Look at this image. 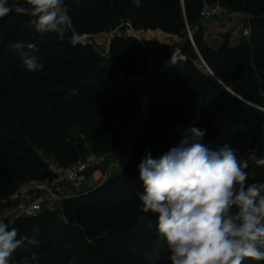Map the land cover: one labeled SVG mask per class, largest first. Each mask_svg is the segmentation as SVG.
<instances>
[{
    "label": "trees",
    "instance_id": "1",
    "mask_svg": "<svg viewBox=\"0 0 264 264\" xmlns=\"http://www.w3.org/2000/svg\"><path fill=\"white\" fill-rule=\"evenodd\" d=\"M203 1L210 4L219 1L230 10L244 3V0H140L139 7L135 0L65 3L70 5L69 16L77 14L71 20L80 34L92 35L129 22L137 31L161 30L178 36L189 49L184 50L181 44L171 46L116 37L110 47L111 56L128 74L143 73L149 63L160 67L181 48L187 60L174 75L150 72L149 80L154 82L149 91L151 105L145 129L137 136L131 164L99 189L65 200L62 212L68 225L59 221L58 214L47 210L38 217H21L14 222L20 236L35 235L39 244L18 248L12 256L17 263L12 264H23L25 257L30 264H171L166 239L157 228V214L140 210L138 197L144 189L138 165L149 152L158 158L176 147L189 127L205 131L202 142L209 148L216 150L227 143L241 163L247 161L248 183L264 182V166L255 163L264 158V112L252 106L264 108V94L255 97L260 90L259 78L264 82V76L257 77L254 69L239 66L225 55H203L218 76L229 78L233 90L247 98L252 104L249 105L221 86L213 85L195 67L197 57L192 52L188 28L196 47L204 49V43L198 40L203 27L200 18ZM15 2L9 0V4ZM31 19L14 12L0 18L1 199L15 195L28 182L46 180L48 157L69 166L90 154L110 152L119 145L138 114L139 100L134 91L107 65L91 67L95 54L90 47L73 42L68 37L70 32L62 39L56 33L41 35L29 26ZM263 26L264 17L251 20L254 42L264 43L260 39L264 38ZM16 42L23 43L25 48H13ZM30 43L36 45L35 51L27 48ZM243 50L250 54V45H244ZM21 52L36 55L43 69L35 73L27 71ZM260 54L264 58V52ZM221 60L224 65H212ZM257 66L264 69V60ZM34 228L39 231L33 232ZM78 228L92 234L94 243H87L86 234L75 237ZM55 235L61 240L58 244ZM72 243L76 245L69 249L67 246ZM33 253L36 261H31ZM243 264H264V261L245 258Z\"/></svg>",
    "mask_w": 264,
    "mask_h": 264
},
{
    "label": "clouds",
    "instance_id": "2",
    "mask_svg": "<svg viewBox=\"0 0 264 264\" xmlns=\"http://www.w3.org/2000/svg\"><path fill=\"white\" fill-rule=\"evenodd\" d=\"M135 5L139 7L140 0ZM13 12L32 17L29 26L37 33H56L60 39L71 20L64 0H0V18ZM12 47L21 50L25 45L16 42ZM27 48L35 51L36 45ZM21 59L29 72L43 69L36 55L21 52ZM205 134L189 127L176 147L158 158L145 155L138 165L144 189L138 197L140 210L157 214L171 264L264 261V182L248 183V162L241 163L227 143L209 148L202 142ZM255 163L264 166V158ZM38 244L35 235L20 236L19 229L0 218V264H10L21 246ZM36 260L33 253L31 261ZM23 264H30L28 257Z\"/></svg>",
    "mask_w": 264,
    "mask_h": 264
},
{
    "label": "rangeland",
    "instance_id": "3",
    "mask_svg": "<svg viewBox=\"0 0 264 264\" xmlns=\"http://www.w3.org/2000/svg\"><path fill=\"white\" fill-rule=\"evenodd\" d=\"M69 0H64V3H66ZM211 5L219 6L220 12L219 15H216L213 19L207 20L202 22L201 26L202 30L198 34V40L203 42L205 46L204 49H200L199 47H196L193 49V53H195L197 59L195 61V67L199 69L203 75H205L208 80L216 86H221L223 89L228 91L230 94L234 95L235 97H240L242 101L246 102L249 105H252L250 101L242 98L240 95H238L233 90V83L231 81L225 78H222L218 76L213 70L211 65L209 66L208 63L205 62L203 55L205 53H208L212 56H223L232 59L233 62H236L239 66L246 67L245 65H248L247 68L254 69L257 77H260V75L264 76V69L258 68V64L261 63L264 58L262 56V52H264V43L261 42H254V40L251 38V36L246 39L244 37V29L251 27V20L253 19H260L264 17V0H244V3L236 7L235 10H230L226 6L222 5L219 1L215 3H211ZM70 5H67L69 7ZM72 7V6H71ZM71 9V8H70ZM77 15V14H76ZM70 16L71 19L76 18L77 16ZM264 29V26H263ZM69 33L68 37L74 42V35L80 34L78 32V29L74 27L72 24V20H70V23L67 25L65 33ZM190 29L188 28V37L189 36ZM157 33V34H154ZM82 35V34H80ZM83 35H90L87 33H84ZM92 37H94V46H83L82 44L75 42L76 44L83 46V47H90L95 54L94 61L91 63V67H99V66H106V62L102 56V53L104 51V48H107V46L111 47L112 41L116 38H122L125 41H128L129 39H135L137 41L143 42V41H157L162 44L167 45H176L181 44V46L184 47V50H189L186 44L181 43L182 38H179L178 36L168 34L166 32H163L161 30H140L137 31L133 29L131 24L129 22L124 23L122 26H118L114 29H106L102 30L98 33L92 34ZM192 39L194 40V35L191 32ZM260 39H264L262 36H260ZM244 45H250L251 53L246 54L243 50ZM182 49V48H181ZM181 49H177L180 50ZM182 54V52H181ZM97 56V57H96ZM184 57V61H171V66H167L165 68H156L153 73L157 70L161 74H172L174 75L178 68H182L185 65V62L187 60V57ZM213 66H219L224 65V62L221 61H215L212 64ZM149 66H154L153 63H149ZM149 66L146 69L149 71ZM156 71V72H157ZM239 71L241 73H244V69L240 68ZM238 71V73H240ZM207 80V81H208ZM208 81V82H209ZM153 81H150L147 83L146 87V95L151 100L150 96V87L153 85ZM263 80L259 78L257 86L259 87L258 92L255 93V97L258 94L263 95L264 94V84ZM255 106L257 109L264 112V108ZM147 110L143 108L142 102L139 101L138 106V114L134 118L135 121L132 123L131 128L135 129H145L144 128V121L148 117ZM107 154V153H106ZM105 155V154H104ZM97 156L94 154H90L86 159L92 160L94 159L93 163L90 164V167L88 168L87 172L84 174L83 179L81 180L80 184L76 185L75 187L69 186L68 190L71 194H68V198L64 197L61 200V203H59L58 208L56 211H53L52 213L58 214V219L61 223H65V225H68V222L63 216L62 212V204L65 200L77 197L79 195L87 194L92 191H95L99 189L102 185H104L107 182H111L112 179L119 176L121 172H114L110 171V161L108 159H104L103 162H96ZM20 202V200H19ZM75 237L84 236L86 234V241L89 244L94 243V238L91 236L92 234H88L86 230H80V228L76 229L75 231ZM98 236V234H97ZM56 244H58L61 240L59 239V236L55 235ZM76 243L69 244L67 247L69 249L73 248ZM165 248H163L164 252ZM162 252V253H163ZM117 253V252H114ZM157 255H160L157 254ZM15 257L11 258V263L14 260ZM15 263H17L15 261Z\"/></svg>",
    "mask_w": 264,
    "mask_h": 264
},
{
    "label": "built area",
    "instance_id": "4",
    "mask_svg": "<svg viewBox=\"0 0 264 264\" xmlns=\"http://www.w3.org/2000/svg\"><path fill=\"white\" fill-rule=\"evenodd\" d=\"M219 6L211 5L203 1L202 9L200 12L201 21H207L213 19L216 15H219ZM190 41L194 48H196L195 42L192 39L191 32H189ZM251 36V29H244V37L248 39ZM74 42H78L83 46H94V37L91 35H74ZM102 56L107 64L109 70L124 84L129 86L133 91L137 99L142 102L143 108L146 112H149L151 100L146 95V87L149 80L150 72L156 68H165L171 66V61H184V57L180 50H176L173 57L158 66H149V71L144 70L139 75L128 74L122 71L115 62H113L110 47L104 48ZM148 115V114H147ZM141 129L131 128V126L124 132L122 140L118 146L113 148L110 152L103 155H96V162H103L104 159L110 161L109 169L114 172H122L127 168L133 158L135 143L138 134ZM92 160H80L72 165L64 166L58 160L48 157L46 159L48 175L46 180L42 181L41 185L31 188L28 192L24 193L20 197V202H16V197L11 196L9 198H0V218H4L6 222H10L13 227L14 222L21 217L35 218L38 217L44 210L53 212L58 208L59 203L64 197L68 198L69 186L75 187L80 184L84 174L87 172ZM95 162V161H94ZM10 264L11 261H10Z\"/></svg>",
    "mask_w": 264,
    "mask_h": 264
},
{
    "label": "crops",
    "instance_id": "5",
    "mask_svg": "<svg viewBox=\"0 0 264 264\" xmlns=\"http://www.w3.org/2000/svg\"><path fill=\"white\" fill-rule=\"evenodd\" d=\"M41 183H43L42 181H32V182H28L26 184H24L19 191L13 195L14 197H16V202H18L20 200V197H22L24 195V193L28 192L31 188L41 185Z\"/></svg>",
    "mask_w": 264,
    "mask_h": 264
}]
</instances>
